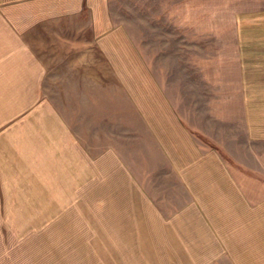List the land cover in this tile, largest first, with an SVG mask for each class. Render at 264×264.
Wrapping results in <instances>:
<instances>
[{
    "label": "rangeland",
    "instance_id": "rangeland-1",
    "mask_svg": "<svg viewBox=\"0 0 264 264\" xmlns=\"http://www.w3.org/2000/svg\"><path fill=\"white\" fill-rule=\"evenodd\" d=\"M241 10L264 0H0V264L100 262L110 199L186 181L174 120L264 136Z\"/></svg>",
    "mask_w": 264,
    "mask_h": 264
},
{
    "label": "crops",
    "instance_id": "crops-1",
    "mask_svg": "<svg viewBox=\"0 0 264 264\" xmlns=\"http://www.w3.org/2000/svg\"><path fill=\"white\" fill-rule=\"evenodd\" d=\"M239 13L238 45L264 46V10ZM1 34L0 24V55ZM186 121L184 128L174 120L184 139L172 148L186 159L177 171L186 181L173 184L164 198L110 199L107 213L121 218L122 228L106 232L104 258L99 262L93 253L87 264H264V166H257L264 162V136L251 124L247 135L235 129L226 143L216 130Z\"/></svg>",
    "mask_w": 264,
    "mask_h": 264
}]
</instances>
